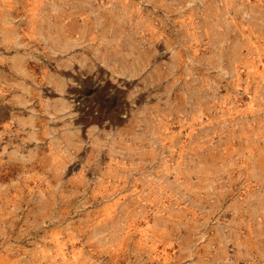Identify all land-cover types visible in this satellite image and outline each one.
<instances>
[{"label":"rangeland","instance_id":"rangeland-1","mask_svg":"<svg viewBox=\"0 0 264 264\" xmlns=\"http://www.w3.org/2000/svg\"><path fill=\"white\" fill-rule=\"evenodd\" d=\"M0 103V264H264V0H0Z\"/></svg>","mask_w":264,"mask_h":264},{"label":"bare ground","instance_id":"bare-ground-1","mask_svg":"<svg viewBox=\"0 0 264 264\" xmlns=\"http://www.w3.org/2000/svg\"><path fill=\"white\" fill-rule=\"evenodd\" d=\"M32 9H33V8H32ZM2 96H3V95H2ZM3 101H4V100H3ZM3 101H2V102H3ZM0 104H1V103H0ZM5 105H6V104H5ZM4 108H5V107H4ZM1 111H2V110H1ZM1 113H3V111H2ZM5 114H6V113H5ZM0 116H1V115H0ZM5 116H6V115H5ZM1 120H2V119H1ZM7 128H8V127H7ZM3 130H4V129H3Z\"/></svg>","mask_w":264,"mask_h":264}]
</instances>
